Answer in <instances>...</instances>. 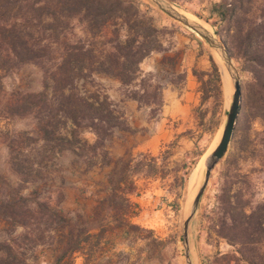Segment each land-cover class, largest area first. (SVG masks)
<instances>
[{
  "label": "trees",
  "instance_id": "obj_1",
  "mask_svg": "<svg viewBox=\"0 0 264 264\" xmlns=\"http://www.w3.org/2000/svg\"><path fill=\"white\" fill-rule=\"evenodd\" d=\"M213 8L225 24L223 34L215 32L221 33L231 57L248 78L241 86L239 115L211 211L217 235L235 249L215 256L211 264H264L260 249L264 199L253 201L249 177L256 169H243L249 162L264 166V0H219ZM171 36V30L159 26L133 0H0V97L5 73L26 64L40 69L43 83L40 92H26L12 103L1 105L0 99V117L3 110L8 118L31 116L35 132L52 141V153L68 151L84 172L98 170L101 179L92 182L97 188L94 194L103 193L88 210L83 204L66 211L51 205L49 199L31 209L19 194L28 182L24 169L12 165L18 186L0 182V250L6 249L0 264H25L12 255L3 237L17 227H31V239L51 247L52 264H74L76 253L97 250L105 234L114 230L147 231L131 222L138 205L129 195L134 175L157 174V157L143 152L137 159L130 152L113 157L110 147L115 133L137 132L119 102L135 100L148 110L149 120L161 118L163 79L157 72L143 71V59L162 53L159 64L165 66L167 81L177 86L184 79V73L174 70L176 53L167 54L173 47ZM209 60L211 72L202 73L209 79L202 81L194 71L193 75L201 81L203 100L210 96L220 100L218 67L211 56ZM101 79L118 83L119 102L108 95ZM254 121L260 124L259 130L252 128ZM62 123H68L66 134L58 132ZM81 130L91 132L93 141L82 139ZM42 168L37 164L31 170L41 174ZM45 179L32 181L40 180L38 185L43 187Z\"/></svg>",
  "mask_w": 264,
  "mask_h": 264
},
{
  "label": "rangeland",
  "instance_id": "obj_2",
  "mask_svg": "<svg viewBox=\"0 0 264 264\" xmlns=\"http://www.w3.org/2000/svg\"><path fill=\"white\" fill-rule=\"evenodd\" d=\"M133 1L139 5L140 9L153 16L159 26H165L172 31L170 41L173 47L167 51V54L176 53L177 55L174 70H179V63H184L186 67H192V72H196L198 76L201 75L202 81H205L209 79V76L202 73L211 72L209 59L210 56L213 58L220 75L221 99L215 100L210 96L203 100L201 81L197 75H194L195 102H192L180 117L169 119L166 123L167 129H170L167 137L155 136L147 147L145 140L149 138L150 128L153 131L156 130L155 125L138 127L135 120L142 113L135 115L130 108L119 102L116 81L101 79L107 88L108 95L119 102L126 120L133 126L129 125L137 130L133 134L115 133L110 147L111 155L119 157L130 152L131 156L137 159V154L143 152L156 156L157 174L149 177L142 173L134 175V187L129 195L131 202L138 205L135 209L137 214L132 217L131 222L147 231L128 229L127 232L114 230L107 233L101 239L97 250L91 251L92 253H76L73 258L74 264H185L180 236L182 219L189 205L187 202V194L191 189L189 179L200 166L205 169L204 158L211 151L223 126L230 103L231 93L229 92V97L221 61L216 60L213 49L206 41L188 27L169 17L150 0ZM218 1L178 0L177 3H172L199 24L210 27L214 31H221L225 24L213 8ZM221 33L223 34V31ZM221 33H218L220 37ZM156 59L159 62L161 56L153 52L143 59L140 67L143 71H147L149 63ZM232 59L239 72L242 86L248 78L247 74L239 69V62ZM157 73L163 79L161 80L163 85L168 83L165 78V66L158 63ZM2 83L1 105L14 102L26 92L38 93L43 89L42 73L32 64H26L16 71L5 73ZM51 95L49 89L48 97L50 98ZM142 111H145L147 121H152L148 119V110L145 107ZM34 126L35 119L29 115L8 118L5 110L1 112L0 182L5 181L15 188L18 186L17 177L12 170V165L17 164L24 169L23 176L28 179L19 194L26 198L29 208L35 209L38 201L49 199L51 205H57L66 211L80 209L83 204H86V210H88L94 200L103 196V193L94 194L97 188L92 184L101 179L100 173L97 169L84 172L78 167L75 156L68 151L52 153L50 151L52 141L44 139L42 133L41 135L36 133ZM252 128L260 129L258 121L252 123ZM68 130V123H62L58 132L66 134ZM80 137L89 143L94 139V135L88 130H81ZM229 148L230 143L224 158L211 173L190 225L191 249L193 260L195 259L193 264H211L215 256L233 253L235 249L224 238L217 235L213 228L211 213L215 195L218 192V177ZM37 164L43 167L41 174L31 170ZM252 166L256 170L249 177V184L250 189L255 192L253 201L259 202L264 199V166L249 162L244 164L243 169H251ZM37 178H46V185L40 187L38 185L40 180L32 181ZM31 231V227L28 226V229L17 227L12 234L3 233L5 243L11 245L12 255L24 259L25 264H52L54 255L51 247L31 239ZM260 249L264 253V241L261 242ZM4 251L6 249L0 250V255H3Z\"/></svg>",
  "mask_w": 264,
  "mask_h": 264
},
{
  "label": "water",
  "instance_id": "obj_3",
  "mask_svg": "<svg viewBox=\"0 0 264 264\" xmlns=\"http://www.w3.org/2000/svg\"><path fill=\"white\" fill-rule=\"evenodd\" d=\"M150 1L169 17L188 27L193 32L197 33L202 39L206 41L211 49L217 52L219 58L221 59L228 72V78L232 88L230 103L225 115L219 140L214 148L204 158L205 169L203 172V176L195 194L189 202L186 214L183 217L181 223L180 239L184 262L185 264H193L190 252V225L197 210L201 196L203 195V192L210 180L211 173L215 166L224 158L231 141L235 124L239 115V107L242 101L241 81L239 72L233 62L228 48L217 32H215L214 30L212 32L207 30L198 22L179 12L177 7L171 2V0Z\"/></svg>",
  "mask_w": 264,
  "mask_h": 264
},
{
  "label": "crops",
  "instance_id": "obj_4",
  "mask_svg": "<svg viewBox=\"0 0 264 264\" xmlns=\"http://www.w3.org/2000/svg\"><path fill=\"white\" fill-rule=\"evenodd\" d=\"M159 56L162 57V53L157 52ZM142 63V62H141ZM140 63V64H141ZM157 59L150 62L147 71L157 72L158 70ZM179 70H175V73L181 72L185 74L184 79L177 85L173 86L170 82L166 83L162 90L163 105L161 118L158 121H147L141 106L135 100H124L123 103L127 108H130L131 112L135 115H142L135 120V124L138 127L141 126H154L156 130L150 128L149 138L145 140L147 147L150 145L151 141L155 136H168L170 129H167L166 123L169 119L173 120L184 114V112L189 108L192 102H195V81L192 72V67H186L184 63H179ZM192 66V65H191ZM142 69V68H141ZM143 70V69H142ZM120 96V94H119ZM121 98V96H120ZM120 100V99H119ZM131 125V123H129ZM133 126V125H131ZM150 149V148H149Z\"/></svg>",
  "mask_w": 264,
  "mask_h": 264
},
{
  "label": "bare ground",
  "instance_id": "obj_5",
  "mask_svg": "<svg viewBox=\"0 0 264 264\" xmlns=\"http://www.w3.org/2000/svg\"><path fill=\"white\" fill-rule=\"evenodd\" d=\"M177 9H178V8H177ZM178 10H179V12L183 13L185 16H187V17L193 19L192 17H190L189 15H187L184 11H182V10H180V9H178ZM193 20H194V19H193ZM202 26H204V25H202ZM204 27H205L207 30L211 31V32L213 31V29L210 28V27H207V26H204ZM213 51H214L213 53H215V55H216V60H217V61H221V59L219 58L217 52H216L215 50H213ZM221 64H222V69H223V76H224V79H225V85H226V88H227V90H228V95H229V97H230L231 88H230V84H229V80H228V72H227V70H226L224 64L222 63V61H221ZM229 92H230V93H229ZM221 129H222V127H221ZM221 129H220V131H219V133H218V135H217V137H216V140H215V142H214V144H213L211 150L213 149V147L215 146V144L217 143V141H218V139H219ZM203 172H204V167H203V166H200V167H199V170H196V171L193 172V173L191 174V176H190V179H189V185L191 186V189H190V191H189L188 194H187V202H188V203L190 202V200L192 199L193 195L195 194V192H196V190H197V187H198V185H199V183H200V181H201V178H202V176H203ZM185 214H186V212H185ZM185 214H184V216H185ZM190 252H191V257H192V260H193L192 249H191V242H190ZM194 260H195V259H194ZM194 260H193V261H194Z\"/></svg>",
  "mask_w": 264,
  "mask_h": 264
}]
</instances>
